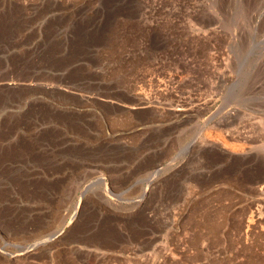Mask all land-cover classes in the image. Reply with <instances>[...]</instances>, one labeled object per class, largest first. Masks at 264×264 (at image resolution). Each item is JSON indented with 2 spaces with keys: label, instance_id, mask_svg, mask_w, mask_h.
<instances>
[{
  "label": "rangeland",
  "instance_id": "rangeland-1",
  "mask_svg": "<svg viewBox=\"0 0 264 264\" xmlns=\"http://www.w3.org/2000/svg\"><path fill=\"white\" fill-rule=\"evenodd\" d=\"M0 264H264V0H0Z\"/></svg>",
  "mask_w": 264,
  "mask_h": 264
},
{
  "label": "bare ground",
  "instance_id": "bare-ground-1",
  "mask_svg": "<svg viewBox=\"0 0 264 264\" xmlns=\"http://www.w3.org/2000/svg\"><path fill=\"white\" fill-rule=\"evenodd\" d=\"M75 212H77V211H75ZM75 212L73 213V216H74V218H77V213H75ZM73 216H72V218H73Z\"/></svg>",
  "mask_w": 264,
  "mask_h": 264
}]
</instances>
